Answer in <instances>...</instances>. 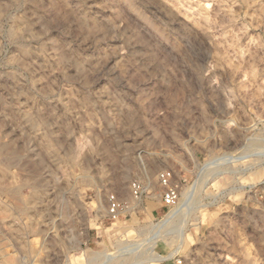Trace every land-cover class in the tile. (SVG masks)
Returning a JSON list of instances; mask_svg holds the SVG:
<instances>
[{
	"label": "rangeland",
	"instance_id": "rangeland-1",
	"mask_svg": "<svg viewBox=\"0 0 264 264\" xmlns=\"http://www.w3.org/2000/svg\"><path fill=\"white\" fill-rule=\"evenodd\" d=\"M0 264H264V0H0Z\"/></svg>",
	"mask_w": 264,
	"mask_h": 264
},
{
	"label": "built area",
	"instance_id": "built-area-1",
	"mask_svg": "<svg viewBox=\"0 0 264 264\" xmlns=\"http://www.w3.org/2000/svg\"><path fill=\"white\" fill-rule=\"evenodd\" d=\"M162 180H163V182L166 185H168V183H169V177H168V175L166 176L164 174ZM135 193L136 194L139 193V188L138 187L135 188ZM177 198H178L177 190L174 187H169L167 189V191L165 192V196H164L165 203L167 205H171V204H173V203L176 202ZM118 207H119V202H118L117 198L115 196H113V198H112V205L110 207V211H111V214L114 217H117L115 214L117 212L116 210H117Z\"/></svg>",
	"mask_w": 264,
	"mask_h": 264
}]
</instances>
